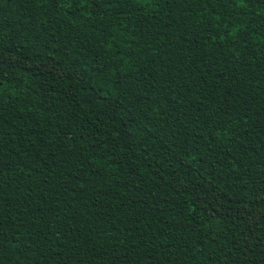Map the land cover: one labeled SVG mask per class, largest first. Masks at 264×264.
<instances>
[{
  "label": "trees",
  "instance_id": "16d2710c",
  "mask_svg": "<svg viewBox=\"0 0 264 264\" xmlns=\"http://www.w3.org/2000/svg\"><path fill=\"white\" fill-rule=\"evenodd\" d=\"M0 264H264V0H0Z\"/></svg>",
  "mask_w": 264,
  "mask_h": 264
}]
</instances>
